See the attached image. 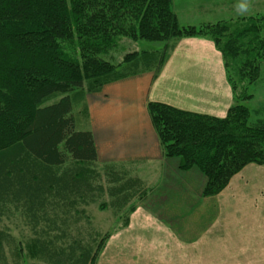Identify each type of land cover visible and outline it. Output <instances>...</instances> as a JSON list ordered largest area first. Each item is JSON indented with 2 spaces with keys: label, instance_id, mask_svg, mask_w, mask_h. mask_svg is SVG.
<instances>
[{
  "label": "trees",
  "instance_id": "1",
  "mask_svg": "<svg viewBox=\"0 0 264 264\" xmlns=\"http://www.w3.org/2000/svg\"><path fill=\"white\" fill-rule=\"evenodd\" d=\"M174 1L0 0V223L18 215L38 261L97 264L106 236L91 209H110L126 224L134 200L146 196L129 169L98 162L76 110L127 63L152 58L158 74L179 39L215 45L235 103L219 118L150 102L164 157L179 158L183 171L199 170L204 197L219 195L248 165H264V119L252 121L249 106V88L262 73L264 14L182 26ZM122 39L165 46L115 65L105 57ZM19 240L0 227V264L11 257L21 264Z\"/></svg>",
  "mask_w": 264,
  "mask_h": 264
},
{
  "label": "crops",
  "instance_id": "2",
  "mask_svg": "<svg viewBox=\"0 0 264 264\" xmlns=\"http://www.w3.org/2000/svg\"><path fill=\"white\" fill-rule=\"evenodd\" d=\"M174 45L169 59L158 74L157 64L152 58L141 60L138 64L130 62L120 67L100 92L86 94L78 125L81 130L92 133L101 165L125 167L145 185L147 194L142 199L134 200L137 210L133 216L174 217L175 211L190 208V201L196 195L198 206L191 209H218L214 217L223 216L224 210L226 216L230 209H235L232 214L240 219L246 217L243 222L237 220L234 228H225L227 225L224 227L223 221H220L222 224L216 232L225 234V239L220 242L227 243L226 235L229 233L234 234L231 238L235 242V246L226 244L223 248L264 249V166L248 165L212 200L214 197H204L202 194L206 177L199 170L183 171L179 158L168 159L163 155L148 112L150 102L219 118H224L235 103L222 55L211 41L182 38ZM177 58L197 61L193 63L188 60L187 64L176 65ZM212 58L216 61L214 64L211 63ZM249 92L254 96L251 106L249 104L252 121L264 119V82L251 86ZM208 198H212L210 202ZM180 200L182 203L187 200L188 204L182 207ZM181 215L183 213L176 216ZM206 232V229L203 230L199 237ZM8 261L13 264L17 258L11 257Z\"/></svg>",
  "mask_w": 264,
  "mask_h": 264
},
{
  "label": "rangeland",
  "instance_id": "3",
  "mask_svg": "<svg viewBox=\"0 0 264 264\" xmlns=\"http://www.w3.org/2000/svg\"><path fill=\"white\" fill-rule=\"evenodd\" d=\"M237 2L238 0H175L173 10L178 14L181 25L196 27L264 14V0H248L250 8L245 15L237 13L235 8ZM164 46L165 43L162 42H134L129 39H122L118 48L111 51L105 59L118 65L123 62L126 55L136 51L152 50L153 48L161 49ZM188 60L193 63L197 61L177 58L175 64H187ZM215 62V59L212 58L211 63L214 64ZM196 63L203 64V62ZM261 65L262 73L259 82H264V60ZM249 104L251 106V103ZM80 110L81 108L76 110L77 116H79ZM198 186L199 182L197 181L196 189ZM215 197L211 199L215 200L217 198ZM193 198L190 201V203L192 202L190 208L175 211L177 216L179 213H183V216H164L160 219L146 214L135 217L133 214L137 210L136 206L134 213L129 214L127 219L129 221L126 224H123L124 222L120 221L112 210L102 211L93 207L90 213L94 217L97 228L102 231L103 236H106L105 247L97 264H264V249L223 248L226 244L235 246V242L231 238L234 234H227V243H224L220 241L225 239V234L216 232L222 224L220 221H223L224 227L227 225L225 228H234L237 220L243 222L246 217L240 219L232 214L235 209H230L226 216V210H224L223 216L217 217L216 215L215 218L214 215L218 209H205L204 211L196 208L191 209L198 206L197 196L195 195ZM211 199L208 198V202ZM179 203L181 204L182 200ZM185 204H188L187 200L181 204L182 207ZM231 204L235 203L231 202ZM122 215L124 214L122 213ZM225 221L227 222L225 223ZM3 225L9 226L12 234L21 241L20 247L23 249L21 264H44L41 260L38 261L36 257H32L33 251H36L32 244L33 237L31 233H28V226L20 220L18 215L10 218L6 216L0 223V227ZM205 229L208 232L203 233V237H199ZM210 229L211 233L209 232ZM217 237L219 238L216 239ZM214 239L216 240L214 241ZM194 241L195 243L192 244ZM204 241H208V243Z\"/></svg>",
  "mask_w": 264,
  "mask_h": 264
},
{
  "label": "clouds",
  "instance_id": "4",
  "mask_svg": "<svg viewBox=\"0 0 264 264\" xmlns=\"http://www.w3.org/2000/svg\"><path fill=\"white\" fill-rule=\"evenodd\" d=\"M235 8L237 13H239L240 15H245L246 13H248L250 5L248 0H238Z\"/></svg>",
  "mask_w": 264,
  "mask_h": 264
}]
</instances>
